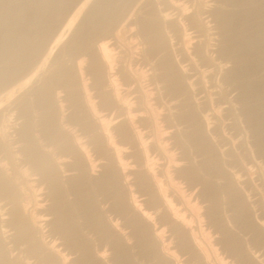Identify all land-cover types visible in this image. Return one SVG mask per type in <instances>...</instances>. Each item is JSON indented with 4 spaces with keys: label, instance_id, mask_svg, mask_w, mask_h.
Returning <instances> with one entry per match:
<instances>
[{
    "label": "rangeland",
    "instance_id": "1",
    "mask_svg": "<svg viewBox=\"0 0 264 264\" xmlns=\"http://www.w3.org/2000/svg\"><path fill=\"white\" fill-rule=\"evenodd\" d=\"M263 127L264 0H0V183L17 194L0 190L8 264H264ZM102 141L123 159L115 188L99 184L112 162ZM141 170L194 248L183 250ZM121 201L131 203L120 210ZM133 202L147 212L145 243ZM16 206L34 250L14 238Z\"/></svg>",
    "mask_w": 264,
    "mask_h": 264
},
{
    "label": "bare ground",
    "instance_id": "2",
    "mask_svg": "<svg viewBox=\"0 0 264 264\" xmlns=\"http://www.w3.org/2000/svg\"><path fill=\"white\" fill-rule=\"evenodd\" d=\"M6 2V1H5ZM8 2H9V0H8ZM26 11H28V10H26ZM30 13H33V12H30ZM35 13V12H34ZM91 15V14H90ZM98 15V14H97ZM103 16H105L106 18H108L107 16L108 15H103ZM103 16H100V17H103ZM110 17V16H109ZM241 17V16H240ZM104 18V17H103ZM105 18V19H106ZM242 18H245V17H242ZM241 18V19H242ZM99 19V18H98ZM102 19V18H101ZM100 19V20H101ZM97 20V19H96ZM110 20V19H109ZM105 21H107V19L105 20ZM104 21V22H105ZM221 22V21H220ZM148 26V25H147ZM157 26V25H156ZM248 26V25H247ZM149 28L148 29H150V26H148ZM87 28V27H86ZM90 28V27H89ZM156 29V28H155ZM154 29V30H155ZM146 31H147V29H145ZM157 30V29H156ZM85 31H86V29H85ZM145 31V32H146ZM90 35V34H89ZM256 39V38H255ZM257 40V39H256ZM255 42V41H254ZM252 43V42H251ZM236 44V43H235ZM253 44V43H252ZM255 45V44H254ZM252 47L250 46V45H246V46H244V47H242L241 48V50H243L244 52H248V51H250V49H251ZM225 51H226V49H225ZM227 51H230V50H227ZM96 66V65H95ZM251 66V65H250ZM101 67V66H100ZM245 67H247V66H245ZM245 67H243V68H241V69H238L237 71H241V70H245ZM251 68H252V66H251ZM101 69V68H100ZM98 70V69H97ZM233 70V69H232ZM235 70V69H234ZM259 70V69H258ZM101 71V70H100ZM243 75V74H242ZM170 76V75H169ZM228 76V75H227ZM235 76V75H234ZM247 76V75H246ZM66 77V76H65ZM72 77V76H71ZM233 77V76H232ZM252 79V78H251ZM250 82H252V81H250ZM256 82V81H255ZM260 83V82H259ZM258 84V83H257ZM257 86V85H256ZM258 86H260V85H258ZM246 87V86H245ZM252 88H253V86H252ZM255 88V87H254ZM244 90V89H243ZM257 89L255 88V91H256ZM48 93V92H47ZM180 93V92H179ZM256 93V92H255ZM43 94V93H42ZM252 94V93H251ZM246 95V94H245ZM44 96V100L46 101V94L45 95H43ZM173 97V96H172ZM109 98V97H108ZM174 98V97H173ZM108 101H111L110 99H108ZM252 101V100H251ZM48 102V101H47ZM107 102V101H106ZM116 104V103H115ZM262 106H263V104H262ZM125 109V108H124ZM120 115H121V113H120ZM186 117H188L187 115H186ZM190 117V116H189ZM256 118H258V117H256ZM131 119V118H130ZM199 119V118H198ZM118 122V121H117ZM125 123L126 122H128L127 120H125L124 121ZM194 122V121H193ZM121 124V123H120ZM253 124V123H252ZM125 125V124H124ZM262 125V124H261ZM122 127V126H121ZM46 131L48 132V133H50V134H53L54 133V129L52 128V123H51V121H47V123H46ZM122 129L124 130V129H127V126H123L122 127ZM132 129V128H131ZM200 128L198 127V128H195V132H194V139L196 140V141H200L201 140V138H202V133H201V131L199 130ZM118 130H119V128H118ZM263 131H264V127H263ZM25 132V131H24ZM130 132V131H129ZM259 132V131H258ZM261 132V131H260ZM121 133V132H120ZM25 134H26V132H25ZM56 135V134H55ZM257 135V134H256ZM205 137V136H204ZM107 139V138H106ZM132 139H133V150H134V147L135 148H137V150H138V152L143 156V153H142V151H141V141H140V139L138 138V137H136V135H133V137H132ZM104 140V139H103ZM123 140V139H122ZM193 141V140H192ZM258 141H259V139H258ZM104 141H102V142H100V144H98L97 146H98V149L100 150V152H104L105 153V151H107V152H109V155L108 156H110L111 157V159H112V162L110 163V165L106 168V170H105V172H104V174L102 175V177L100 178V181H99V184H100V186H102L103 188L105 187H111V188H115V187H117V184H118V179H120V177L122 176V175H124V174H126V173H124L125 171L123 170V159H122V156L120 157V155H118L119 153H118V148H117V146H115V145H112V144H110V143H103ZM262 143H264L263 141H262ZM71 147V146H70ZM72 148V147H71ZM209 148V147H208ZM66 150V149H65ZM71 150V149H70ZM105 150V151H104ZM205 153V152H204ZM215 154H217L216 152H215ZM127 155V154H126ZM214 155V154H213ZM212 155V156H213ZM215 156V155H214ZM30 157H31V159L35 162V163H38V162H40V159H41V157L39 156V154H38V152L36 151V150H34V149H30ZM155 157V156H154ZM33 162V163H34ZM139 163V162H138ZM145 163V162H144ZM131 164V163H130ZM219 165V164H218ZM47 166V165H46ZM180 166V165H179ZM206 166H208V165H206ZM182 167V166H181ZM77 168V167H76ZM139 168L141 169V167L139 166ZM138 168V169H139ZM176 168V167H175ZM190 168V167H189ZM135 169H137V168H135ZM212 169V168H211ZM49 171V170H48ZM178 171H180V170H178ZM206 171H208V170H206ZM218 171V170H217ZM224 171V170H223ZM47 172V171H46ZM136 172V170L134 171V170H131L130 171V174L131 173H135ZM181 172H183V173H185V174H187L188 173V171L186 170V169H182V171ZM219 172V171H218ZM128 173V172H127ZM137 173V172H136ZM135 173V174H136ZM44 174V173H43ZM46 174V173H45ZM47 174H49V173H47ZM132 175V174H131ZM134 175V174H133ZM138 177H139V179H140V184L142 185V188H144V190H149L150 191V193L151 194H153L152 196H153V198H154V200H156L157 202H159V204H160V207H162L163 208V210L165 211L164 213H165V215H168L170 218H171V221L173 222V223H175L176 225H178L177 226V228L178 229H180L179 230V233L182 235L181 236V247L183 248V250L184 249H186V250H188L189 248L191 249V248H194L195 247V244H196V242L197 241H195V239L193 238V236H192V234H191V232L189 231V229L187 228V226L184 224V222H183V220H181L180 219V217L178 216H176L175 214H174V210H172L171 209V207H170V205H169V202H168V200H167V198L165 197V196H163L161 193H160V187H159V185H158V183L156 182V180H155V177L154 176H152L148 171H146V170H141L139 173H138ZM243 175V174H242ZM215 176V175H214ZM218 177V176H217ZM196 178V177H195ZM73 179H75V185L79 188V189H82V188H84L85 186H86V176L85 175H82V174H80V175H78V176H76V177H73ZM55 181V180H54ZM194 181V180H193ZM8 183V182H7ZM60 184V183H59ZM52 185H53V192H54V194L58 197L59 196V193H60V188H59V185H58V183H56V182H53L52 183ZM215 186V185H214ZM213 185L212 186H210V188L211 187H214ZM75 188V187H74ZM209 188V187H208ZM208 188H206V189H208ZM101 189V188H100ZM0 190L4 193V194H6V195H14V191H13V188L10 186V185H8V184H6V183H0ZM143 190V189H142ZM147 190V191H148ZM212 190V189H211ZM141 191V190H140ZM215 192H217V191H215ZM149 193V192H148ZM206 193H208V192H206ZM3 194V195H4ZM216 194V193H215ZM15 195H17V194H15ZM13 196V197H15V198H17L16 196ZM212 195H214V194H212ZM119 196V195H118ZM148 196V195H147ZM207 196H209V195H207ZM237 197V196H236ZM210 198H211V195H210ZM241 198V197H240ZM234 199V198H233ZM14 200V199H13ZM90 200V199H89ZM155 201V202H156ZM16 203V202H15ZM87 203H89L88 201H87ZM129 203H131V202H129ZM128 203V204H129ZM17 204V203H16ZM90 204V203H89ZM128 204L127 203H125L124 201H121L120 203H118V208L120 209V210H125V209H127L128 208ZM198 204V203H197ZM158 205V204H157ZM130 206V205H129ZM17 207V206H16ZM85 207V206H84ZM131 207L134 209V210H136L138 213L137 214H135V217L133 218V224H134V226L136 227V231L139 233V235H140V240H141V242L142 243H145L146 241H148V237H149V229H147V225L146 224H144L143 222H142V220L143 221H145L146 222V220H148V218H147V212L146 211H142L141 209V211L138 209V206H137V204L136 203H132L131 204ZM173 207V206H172ZM204 207V206H203ZM207 207V206H206ZM13 208V207H12ZM58 208V207H57ZM130 208V207H129ZM181 210V209H180ZM215 212V211H214ZM65 213V212H64ZM213 213V212H212ZM163 214V213H162ZM218 214V213H217ZM216 214V215H217ZM248 214V213H247ZM212 215V214H211ZM214 215V214H213ZM212 215V216H213ZM8 217V216H7ZM11 218V220H10V224L13 226V228L16 230V234H15V236H14V238H15V240L17 239L19 242H30V246H31V249H35V243L32 241V230H31V226H30V224H29V222L26 220V218H24V216H23V214H22V212H21V209L20 208H15V209H13V212H12V217H10ZM205 218H207V217H205ZM49 219V218H48ZM48 219H46V220H48ZM167 219V218H166ZM242 219V223L244 224V226L246 225V226H249V225H251L249 222H251L252 220H250L249 222L244 218V217H242L241 218ZM9 220V219H8ZM153 220V219H152ZM239 220V219H238ZM90 223V222H89ZM239 223V222H238ZM241 223V222H240ZM242 224V225H243ZM255 225V224H254ZM262 225V224H261ZM95 226L99 229V231L102 233V234H106V233H108V228L106 227V225H104L102 222H100V221H95ZM172 227V226H171ZM254 227V226H253ZM4 228V227H3ZM176 228V229H177ZM246 228H248V227H246ZM262 228V227H261ZM261 230V229H260ZM255 231V230H254ZM220 232V231H219ZM255 234V233H254ZM259 234V233H258ZM171 235V234H170ZM256 235V234H255ZM258 236V235H257ZM220 238V237H219ZM237 239V238H236ZM257 241H259V242H261V243H264V237L263 236H258L257 237ZM9 240V239H8ZM229 240V239H228ZM230 240H232V239H230ZM237 241H238V239H237ZM76 242H78L77 240H74L73 241V244H76ZM227 242V241H226ZM229 242V241H228ZM232 242H234V245H235V241H232ZM37 244V243H36ZM141 244V243H140ZM178 244H180V243H178ZM233 245V244H232ZM262 245V244H261ZM142 246V245H141ZM174 247V246H173ZM180 247V246H179ZM146 248V247H145ZM230 248V247H229ZM232 249V248H231ZM151 251H152V248H151ZM156 251V250H155ZM179 251H181V250H179ZM189 251H191V250H189ZM188 251V252H189ZM198 251V250H197ZM12 252V251H11ZM150 252V251H149ZM182 252V251H181ZM187 252V251H186ZM153 253V252H152ZM120 255V254H119ZM181 256H182V254H180ZM195 255V254H194ZM125 256H127V255H125ZM152 256V255H151ZM192 257V256H191ZM245 257V256H244ZM128 258V257H127ZM161 258H164V257H161ZM190 258V257H189ZM243 258V257H242ZM171 256H167V258L166 259H164V261L167 263V264H171ZM191 259V258H190ZM98 260V259H97ZM129 260V259H128ZM128 260H126V262L128 261ZM160 260H162V259H160ZM192 260V259H191ZM201 260H202V264H207V262H206V260H205V258H204V256L203 257H201ZM200 260V261H201ZM245 260H246V258H245ZM244 260V261H245ZM189 261V260H188ZM197 261V260H196ZM247 261V260H246ZM248 261H249V259H248ZM163 262V261H162ZM199 262V261H198ZM8 264V261H7V256H6V253H5V251H4V248H3V246H2V243L0 242V264ZM124 263V262H123ZM159 263H160V261H159ZM244 263H246V262H244ZM253 263V262H252ZM182 264V263H181ZM255 264V263H254Z\"/></svg>",
    "mask_w": 264,
    "mask_h": 264
}]
</instances>
